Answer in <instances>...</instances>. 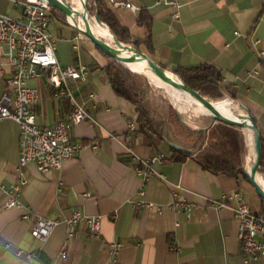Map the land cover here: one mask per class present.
<instances>
[{
  "label": "crops",
  "instance_id": "0c3cea01",
  "mask_svg": "<svg viewBox=\"0 0 264 264\" xmlns=\"http://www.w3.org/2000/svg\"><path fill=\"white\" fill-rule=\"evenodd\" d=\"M17 1L0 0V12L19 17L22 0ZM115 1L138 7L133 12L104 0L132 40L143 41L150 33L152 51L142 42L139 48L155 62L172 72L201 63L219 70L221 91L249 109L264 144V59L256 51L264 50V0H177V19L172 16L175 7L158 5L156 0ZM140 11L151 16L149 32L137 21ZM49 30L59 64L89 68L83 90L93 93L95 100L86 104L91 118L70 130L81 144L79 152L50 171L39 172L34 163H27L17 174L21 132L14 120L0 119V183L16 186L20 202L4 208L6 194L0 189V264H242L238 219L230 207L216 208L211 202L233 190H239L245 201L244 189L252 187L248 180L206 170L194 155L178 160L164 143L157 148L147 145L136 131L135 105L114 92L101 70L106 57L94 45L87 49L91 55L73 57L78 45L74 49L77 43L72 39L78 31L69 23L51 18ZM254 39L259 40L255 47ZM0 67L1 96L11 67L4 59ZM253 70L257 73L251 74ZM27 84L40 90L34 110L38 123L49 125L67 116V102L52 98L45 74ZM131 124L133 130L128 128ZM156 155L160 158L151 162L152 174L136 173L137 160ZM175 185L180 186V198L193 203L187 219L184 211L171 206ZM141 200L153 206L133 205ZM248 206L261 210V202L257 209ZM78 210L100 217L98 235L92 236L83 222L70 226L61 222L45 241L32 236L36 217L62 220ZM69 230L73 235L68 236ZM114 241L120 245L112 253ZM17 249L20 253H15ZM61 251L67 257H61ZM255 264H264V256Z\"/></svg>",
  "mask_w": 264,
  "mask_h": 264
},
{
  "label": "built area",
  "instance_id": "2783aa9c",
  "mask_svg": "<svg viewBox=\"0 0 264 264\" xmlns=\"http://www.w3.org/2000/svg\"><path fill=\"white\" fill-rule=\"evenodd\" d=\"M17 3V0H12ZM113 7L123 6L135 12L138 7L129 1L110 0ZM21 15L10 17L0 12V59H4L11 67L5 79V87L0 96V119L14 120L20 133L19 159L16 172L21 175V169L27 163H34L39 172L50 171L62 167L65 160L73 158L79 152L81 144L74 141L70 130L73 125L90 119L86 104L95 100V95L83 90V84L89 75V68L83 64L61 65L55 55L54 36L49 30L52 5L47 0H22ZM158 5H172L176 11L172 14L174 19L179 17L177 0H156ZM238 34V32H235ZM87 39L82 33L77 32L74 39ZM258 39L253 40L254 47ZM77 49V44H73ZM261 59H264V50L256 49ZM4 70L0 67V74ZM257 73L253 70L251 74ZM43 74L46 76L52 98L57 101L65 100L68 104V114L52 124L45 125L37 122L34 110L40 102V90L29 86V79H37ZM134 129V125H129ZM96 148V144L92 145ZM160 158V155L137 160L136 173L148 177L153 173L151 162ZM160 177L163 178L162 175ZM20 184L24 186L26 180L21 178ZM0 189L5 192L4 208L20 206L17 196V187H5L0 183ZM180 186L175 185L172 193L173 208L184 211L186 219L190 217L193 203L184 201L179 196ZM143 194V191H140ZM84 196H89L85 193ZM212 206L219 208L228 206L238 219V238L242 254V264H255L264 256V211L252 210L244 201V196L239 190L224 192L220 200L211 202ZM134 206L148 207L152 203L144 200L134 201ZM24 219L28 214L23 215ZM63 222L70 226L83 222L90 234L98 235L100 231V217L83 215L78 211L62 220L36 217L33 220L31 234L33 237L45 241L52 229ZM73 235L71 230L68 236ZM119 242L110 243L112 253H115ZM15 253H20L17 249ZM31 258V255H27ZM61 257H67L61 251Z\"/></svg>",
  "mask_w": 264,
  "mask_h": 264
},
{
  "label": "trees",
  "instance_id": "16d2710c",
  "mask_svg": "<svg viewBox=\"0 0 264 264\" xmlns=\"http://www.w3.org/2000/svg\"><path fill=\"white\" fill-rule=\"evenodd\" d=\"M56 10L58 16L62 17L64 22L67 23L65 16L52 6L51 13ZM89 21L95 23L93 15L98 13L99 18L104 22L110 31L122 42L129 43L135 48H139L142 42L146 49L151 52L152 44L149 34L143 41L132 40L127 29L123 28L117 21L113 11L106 6L104 0H88ZM151 16L144 11H140L137 21L143 24L147 31H150ZM140 50V48H139ZM107 62L101 67L108 82L113 88L114 92L121 97L126 98L132 102L137 110L135 119L136 131L140 132L143 141L150 147L157 148L159 144L166 142L164 138L178 144L180 146L191 149V153L181 152L173 147L168 146L176 159L181 160L184 157L194 155L195 160L204 169L213 173L222 172L229 175H242L244 178L243 165L245 164V146L243 135L240 131L229 127L221 122L215 123L213 126L208 127L207 137L202 135V129H188L189 134H195L197 137L195 141L188 147L180 144L169 135V129L165 119H159L154 110H152L147 100V84L143 85L138 83L137 79L144 77L134 74L128 66H123L110 57L106 56ZM163 66V65H162ZM165 67V66H163ZM166 68V67H165ZM175 74L190 87H194L204 96L210 100L224 98V93L220 89L221 73L213 65L201 63L199 65L182 67L179 66L173 70ZM175 115L181 123L187 124L185 120L180 119L175 108H173ZM188 126H190L188 124ZM262 140V138H261ZM263 156L259 166V173L264 178V144ZM261 210L264 211V202L260 199Z\"/></svg>",
  "mask_w": 264,
  "mask_h": 264
},
{
  "label": "water",
  "instance_id": "95a60500",
  "mask_svg": "<svg viewBox=\"0 0 264 264\" xmlns=\"http://www.w3.org/2000/svg\"><path fill=\"white\" fill-rule=\"evenodd\" d=\"M54 8H56L58 11H60L64 16L66 21L67 15L70 13L72 16H81L83 23L85 24V29L79 28L77 25L71 24L78 32L82 33L90 42L93 43V45L99 49V51L106 56L110 57L112 60L116 61L117 63L126 66V63H139V62H145L152 72H154L158 77H160L162 80H164L166 83L171 85L174 88H177L181 91H184L193 97H195L199 102H201L207 110L212 112V114L209 116V122L206 127H199V129L205 128L208 129V127L213 126L217 122H221L222 124H225L229 127H233L234 129L240 131L243 135L244 139V145H245V163H248V169L246 170L245 166L243 165V172L248 180V182L252 185L255 192L259 196V198L264 202V189L261 187L260 183L258 182V175H260L258 169L260 166V163L262 161L263 156V145L261 140V132L256 125L255 119L249 109H247L246 106H244L242 103L238 102V106L241 109H244L246 114L244 116H241L239 120L234 118L227 117L221 113V110H219L216 105L212 102V100L208 99L206 96H204L202 93H200L197 89H194V87H190L187 85L177 74L174 72L168 70L167 68L163 67L161 64L155 62L152 60V58L146 54L145 52L139 50V48L132 47V45L127 44L122 41H120L108 28L110 31V35H112L114 46L111 45L108 41L102 39L101 37L97 36L96 33L92 30L90 24L88 23V0L84 1V10L83 12L78 11L73 5L72 1L70 0H47ZM94 19L96 22L104 24L99 18L98 13L94 14ZM74 20L76 21L75 17ZM116 47H119L123 50L130 49L132 51V55L124 56L120 54ZM138 74H141L139 72H136ZM144 75V74H142ZM145 76V75H144ZM178 116L181 119V112L176 109ZM247 131L248 133H251L252 139H250L251 142V149L246 148V137L244 132ZM164 141L166 144L170 147H173L181 152L190 154L192 151L189 148L180 146L178 144H175L169 139L164 138ZM262 176V175H261ZM262 178V177H261Z\"/></svg>",
  "mask_w": 264,
  "mask_h": 264
},
{
  "label": "rangeland",
  "instance_id": "374dc122",
  "mask_svg": "<svg viewBox=\"0 0 264 264\" xmlns=\"http://www.w3.org/2000/svg\"><path fill=\"white\" fill-rule=\"evenodd\" d=\"M77 18V15L74 16ZM51 18L52 19H57L58 23H62L65 25L66 23H63L61 20H59L58 14L56 10L54 9L53 12L51 13ZM68 23V22H67ZM70 24V23H69ZM75 29V28H74ZM77 43L78 45V50L77 52L74 51L73 57H78L81 53L82 54H87L91 55L90 52L87 50L88 47L93 46V43L87 40V42H84L79 39H72V44ZM54 47H55V42H54ZM133 47V46H132ZM129 67V66H128ZM134 74L140 75L144 77V80L141 78H138L137 81L138 83H142L143 85L147 84V100L152 108L154 110L155 115L159 119H165L167 123V128L169 129V135L177 140L180 144H183L185 146L191 145L194 141L197 135L195 134H189V127L197 129L195 127L200 126V127H206L208 125L209 119L206 118L205 116L201 114H197L193 112L191 109L183 110L182 111V119L186 121L187 124L181 123L177 116L174 113L173 108L177 109L175 107V100L173 97V92L169 93L164 91L163 89L157 87L156 85L152 84L151 81L148 79L147 76H144L142 74H138L135 69L129 67ZM140 73V72H139ZM224 98L212 100V102H221L224 100L227 95H224ZM172 97V99L170 98ZM185 104V100H184ZM188 124L190 126H188ZM208 130L204 128V133L202 135H205L207 137V132ZM245 146V145H244ZM260 175H262L260 173ZM262 180L264 181L263 175L261 176ZM247 189L245 188V201L254 209H257L260 207V198L255 192L254 188H252L250 185L246 186Z\"/></svg>",
  "mask_w": 264,
  "mask_h": 264
},
{
  "label": "bare ground",
  "instance_id": "6f19581e",
  "mask_svg": "<svg viewBox=\"0 0 264 264\" xmlns=\"http://www.w3.org/2000/svg\"><path fill=\"white\" fill-rule=\"evenodd\" d=\"M73 6L78 9V11L83 12L84 10V1L83 0H71ZM94 18V15H93ZM67 20L69 21V23L77 25L79 28L81 29H85V24L83 23V20L81 18V16H77L76 21L74 20V17L72 16V14H68L67 15ZM95 20V19H94ZM92 28V30L94 31V33L97 34V36L101 37L102 39L108 41L111 45L114 46V41L112 38V35H110V31L108 30V27L105 24H101L95 21V23L92 22H88ZM101 28V29H100ZM103 31L104 35L101 36L100 33H98V31ZM118 52L124 56H129L132 55V51L130 49L127 50H123L119 47H116ZM126 66H129L133 69H135L136 71L140 72L141 74H144L145 76L148 77V79L151 81L152 84L156 85L157 87L163 89L166 92L172 93L174 100H175V107L181 112L183 110H187V109H191L193 112L197 113V114H201L203 116H205L206 118L209 119V116L212 114L211 111H209V109L207 110V108L201 103L199 102L195 97H193L192 95L181 91L177 88L172 87L171 85H169L168 83H166L164 80H162L160 77H158L154 72H152V70L150 69V67L145 63V62H139V63H126ZM172 99V97H170ZM173 100V99H172ZM184 100L188 101L189 107L188 105H186V107L184 106ZM216 107L221 110V113L227 117L230 118H234L239 120L241 116H244L246 114V112L244 111V109H241L238 106V102L226 97L224 100H222L221 102H213ZM182 117V115H181ZM200 126H197L195 128H199ZM245 137H246V148L247 149H251L252 145L250 142V139H252L251 133H248L247 131L244 132ZM246 155V152H245ZM246 166V170L248 169V163H245ZM259 179L258 182L260 183L261 187L264 189V181L261 178V175L257 176Z\"/></svg>",
  "mask_w": 264,
  "mask_h": 264
}]
</instances>
